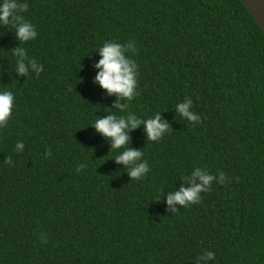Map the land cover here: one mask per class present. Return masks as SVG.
<instances>
[{"label": "trees", "instance_id": "16d2710c", "mask_svg": "<svg viewBox=\"0 0 264 264\" xmlns=\"http://www.w3.org/2000/svg\"><path fill=\"white\" fill-rule=\"evenodd\" d=\"M27 3L38 35L20 46L43 65L38 76H16L15 29L0 27V91L14 95L0 128V264H196L205 250L210 264H264V34L241 2ZM130 40L137 88L121 112L93 65L104 42ZM185 98L199 124L176 113ZM157 112L170 127L159 141L143 125L129 133L150 168L132 180L113 160L124 148L89 124ZM196 167L225 183L170 214L163 194L188 187Z\"/></svg>", "mask_w": 264, "mask_h": 264}, {"label": "clouds", "instance_id": "9594fccd", "mask_svg": "<svg viewBox=\"0 0 264 264\" xmlns=\"http://www.w3.org/2000/svg\"><path fill=\"white\" fill-rule=\"evenodd\" d=\"M28 7L27 0H0V27L11 25L15 29L14 36L18 41V46L11 49L12 55L15 57L14 72L17 77L24 78L30 73L38 76L44 70L43 65L29 57L27 50L20 46L21 43L34 40L38 35L35 26L23 15ZM136 51V45L131 40L124 43L106 41L96 50L99 59L93 65L97 70L94 83L105 90L109 96H115L116 99L112 107L121 112H125L127 108V104L122 101H131L136 95L138 65L136 60L129 55ZM13 107V93L8 90L0 91V128L8 124ZM192 107V100L185 98L175 105V110L181 118L189 123L199 124L201 118L192 110ZM160 113L157 112L147 119L139 118L135 114L117 116L111 113L89 124L98 134L106 138L110 150L124 148L113 160L116 164L127 168V174L132 180L142 179L150 171V168L148 162L142 159L141 149L129 146V133L143 125L142 130L147 141H159L170 129L169 124L161 118ZM24 148L23 141H18L15 144V151L18 153L23 152ZM50 155V151L45 152V156ZM5 162L9 165L12 164L10 157H6ZM84 167H86L85 164L78 165L77 171L79 172ZM182 178L186 180L188 187L181 185L178 190L163 194L166 195V211L170 214L179 211L182 207L187 208L198 204L201 194L210 191L213 182L224 184L226 180L223 171L217 170L214 175L200 167L192 169L190 174L182 176ZM41 239L46 242V237L41 236ZM213 261H215V253L205 250L196 259V264H210Z\"/></svg>", "mask_w": 264, "mask_h": 264}, {"label": "water", "instance_id": "95a60500", "mask_svg": "<svg viewBox=\"0 0 264 264\" xmlns=\"http://www.w3.org/2000/svg\"><path fill=\"white\" fill-rule=\"evenodd\" d=\"M264 34V0H239Z\"/></svg>", "mask_w": 264, "mask_h": 264}]
</instances>
